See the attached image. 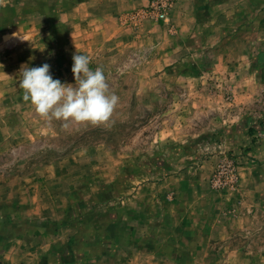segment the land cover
I'll return each instance as SVG.
<instances>
[{"label": "rangeland", "instance_id": "1", "mask_svg": "<svg viewBox=\"0 0 264 264\" xmlns=\"http://www.w3.org/2000/svg\"><path fill=\"white\" fill-rule=\"evenodd\" d=\"M161 1L0 0V264H264V0ZM77 52L107 124L23 100Z\"/></svg>", "mask_w": 264, "mask_h": 264}, {"label": "clouds", "instance_id": "2", "mask_svg": "<svg viewBox=\"0 0 264 264\" xmlns=\"http://www.w3.org/2000/svg\"><path fill=\"white\" fill-rule=\"evenodd\" d=\"M73 61L74 85L54 79L47 63L37 67L22 66L19 87L23 89V100L31 102L46 121H64L65 127L71 121L107 124L119 97L110 93L103 69L90 67L89 55L77 52Z\"/></svg>", "mask_w": 264, "mask_h": 264}, {"label": "built area", "instance_id": "3", "mask_svg": "<svg viewBox=\"0 0 264 264\" xmlns=\"http://www.w3.org/2000/svg\"><path fill=\"white\" fill-rule=\"evenodd\" d=\"M161 7H163V9H165L169 4L167 2V0L165 1H161ZM165 16V11L164 10H161V17H164ZM222 172H225L227 174V181H226V185L227 186H230V187H233V184L236 180L235 178V175L233 174L232 172V169L230 170H226V171H222ZM218 174H221V172H218ZM213 185L216 186V187H220L221 184H225V183H222V181L220 180V178H215L213 179ZM224 186V185H223Z\"/></svg>", "mask_w": 264, "mask_h": 264}, {"label": "bare ground", "instance_id": "4", "mask_svg": "<svg viewBox=\"0 0 264 264\" xmlns=\"http://www.w3.org/2000/svg\"><path fill=\"white\" fill-rule=\"evenodd\" d=\"M11 37H12L11 35H5V36H4V38H5L6 40L10 39Z\"/></svg>", "mask_w": 264, "mask_h": 264}]
</instances>
